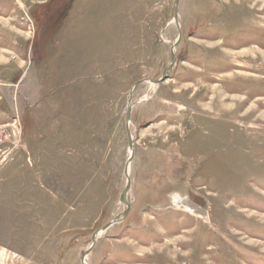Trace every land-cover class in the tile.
<instances>
[{"label": "rangeland", "instance_id": "374dc122", "mask_svg": "<svg viewBox=\"0 0 264 264\" xmlns=\"http://www.w3.org/2000/svg\"><path fill=\"white\" fill-rule=\"evenodd\" d=\"M173 16L0 0V264H264V0Z\"/></svg>", "mask_w": 264, "mask_h": 264}, {"label": "water", "instance_id": "95a60500", "mask_svg": "<svg viewBox=\"0 0 264 264\" xmlns=\"http://www.w3.org/2000/svg\"><path fill=\"white\" fill-rule=\"evenodd\" d=\"M177 4H178V0H174V16H173V20H174V22H176L177 25H179L178 24V21H177ZM179 39H180V35L178 36L177 40L171 46V58H170V61L167 64V66L163 69L160 78L159 79H155V80H151L150 79V81L152 83L157 84V83L163 81L168 76V72L172 68V65L174 64V61H175L174 48H175V45L177 44V42L179 41ZM142 81L143 80L137 81V82H135L133 84V86H132V88L130 90L129 99L131 97L132 91L134 90L135 86L138 83L142 82ZM130 110H131V102L129 101L128 102V105H127L125 119H126V126H127L126 127V135H127V139H128V146H129V149L132 150V148H133L132 137H131V134H130V131H129V128H128V122H129V117H130ZM131 157H132V152H131V155L128 158L127 163H126L125 168H124V175L126 177V183H125V186L122 189L121 194H120V201L126 205V209L124 211H122L121 214L117 215L116 218H115V220L111 221V223H115L116 221H118V219L121 218V216H125L127 214V212H128V209H129V205L127 203V200H126L125 195H126V192L128 191V189L130 188V178H129V173H128V165L130 163ZM108 225H110V223L107 224V225H105L103 227V229H106L108 227ZM95 241H96V239H95V236L93 235V237H92V244H94Z\"/></svg>", "mask_w": 264, "mask_h": 264}, {"label": "bare ground", "instance_id": "6f19581e", "mask_svg": "<svg viewBox=\"0 0 264 264\" xmlns=\"http://www.w3.org/2000/svg\"><path fill=\"white\" fill-rule=\"evenodd\" d=\"M131 109H132V107H131ZM130 151H131V149H130ZM129 165H130V164H129ZM129 165H128V171H129V167H130ZM173 196H174V195H173ZM173 198H176V199H177V198H179V197H178V196H175V197H173ZM119 220H120V219H118V222H119ZM116 222H117V221H116ZM102 231H103V230H102ZM100 234H102V233H101V232H96V233L94 234L96 240H97V238H98V236H99ZM151 238H152V237L149 238V241H150V242L153 241V239H151ZM92 245H94V244H92ZM92 245H91V246H92ZM175 259L178 260V259H181V258H179V256H177ZM189 260L192 262V259H191L190 257H189ZM85 264H86V263H85ZM191 264H192V263H191Z\"/></svg>", "mask_w": 264, "mask_h": 264}]
</instances>
